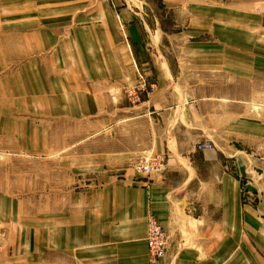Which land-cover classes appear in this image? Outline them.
<instances>
[{"label": "crops", "instance_id": "crops-1", "mask_svg": "<svg viewBox=\"0 0 264 264\" xmlns=\"http://www.w3.org/2000/svg\"><path fill=\"white\" fill-rule=\"evenodd\" d=\"M162 3L0 0V264H264V0Z\"/></svg>", "mask_w": 264, "mask_h": 264}, {"label": "built area", "instance_id": "built-area-1", "mask_svg": "<svg viewBox=\"0 0 264 264\" xmlns=\"http://www.w3.org/2000/svg\"><path fill=\"white\" fill-rule=\"evenodd\" d=\"M212 144H200L199 148L211 147ZM165 155L154 154L147 157H140L134 164L135 169L143 174L150 175L151 173L161 171L165 166ZM148 224V247L149 254L153 260H157L165 255L168 248V236L163 225L154 216L150 215L147 221ZM6 232L0 228V251L3 248Z\"/></svg>", "mask_w": 264, "mask_h": 264}, {"label": "rangeland", "instance_id": "rangeland-1", "mask_svg": "<svg viewBox=\"0 0 264 264\" xmlns=\"http://www.w3.org/2000/svg\"><path fill=\"white\" fill-rule=\"evenodd\" d=\"M232 1L233 0H217L218 3H222V4L227 3V2H232ZM236 1H242V0H234V2H236ZM146 2L150 3V13H153V11H155V13L157 14V17L161 18L163 20L164 26L167 29H172V27H171V19H172L171 14H170V12H168L164 8V4L162 3V0H146ZM257 12H259V11H257ZM254 110H255V112H259L260 115L264 116V91L262 93H260V102H259L258 106H256V108H254ZM165 158H166V156H165ZM165 165H166V160H165ZM244 193H245V196H247L249 194L248 188L244 189ZM248 196L249 197L247 199H249L251 197L249 200L251 201L252 204H255L256 199H255L253 193H252V196L251 195H248Z\"/></svg>", "mask_w": 264, "mask_h": 264}]
</instances>
